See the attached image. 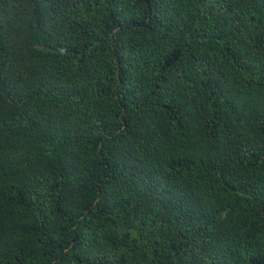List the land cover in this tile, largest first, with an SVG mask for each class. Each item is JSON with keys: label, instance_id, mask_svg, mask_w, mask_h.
I'll return each instance as SVG.
<instances>
[{"label": "trees", "instance_id": "obj_1", "mask_svg": "<svg viewBox=\"0 0 264 264\" xmlns=\"http://www.w3.org/2000/svg\"><path fill=\"white\" fill-rule=\"evenodd\" d=\"M0 264H264V0H0Z\"/></svg>", "mask_w": 264, "mask_h": 264}]
</instances>
